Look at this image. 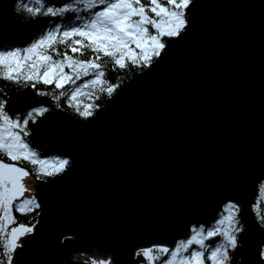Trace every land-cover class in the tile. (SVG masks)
<instances>
[{
	"label": "water",
	"instance_id": "1",
	"mask_svg": "<svg viewBox=\"0 0 264 264\" xmlns=\"http://www.w3.org/2000/svg\"><path fill=\"white\" fill-rule=\"evenodd\" d=\"M18 1L0 0V33L18 22ZM187 19L87 119L48 96H7L20 114L48 108L30 143L69 160L48 180H23L40 207L14 264H139L140 250L173 249L230 202L245 227L241 264L264 263L252 208L264 182V0H193Z\"/></svg>",
	"mask_w": 264,
	"mask_h": 264
},
{
	"label": "snow or ice",
	"instance_id": "2",
	"mask_svg": "<svg viewBox=\"0 0 264 264\" xmlns=\"http://www.w3.org/2000/svg\"><path fill=\"white\" fill-rule=\"evenodd\" d=\"M35 3L37 7L24 5L30 19L41 15L63 18L67 13H76V19L82 22L65 30L56 26L23 49L0 51V79L16 84H31L34 89L38 83L54 85L55 89L72 85L69 91H61L59 95L47 91H39L38 95H53L57 106L60 97L67 96L69 107L87 119L93 115L94 104H84L81 111L79 98L94 95L97 90L110 97L118 87L104 79L101 59L109 58L119 69L127 68L129 63L150 67L153 58L158 59L167 47L164 38H179L187 28V12L193 0H75V3L60 7L46 6L44 0H35ZM96 8L100 10L93 11ZM82 11L89 13L88 18L79 16ZM57 44L65 45L66 50L63 53L57 51ZM68 48L80 55H84L83 50L88 49L95 55L82 60L69 55ZM54 55L61 58L56 59ZM89 75L94 78L77 85L78 80ZM85 89L91 91L86 92ZM47 111L46 107L34 109L21 121L10 117L5 111L4 102L0 101V240L4 241L7 264H12V253L20 246V238L33 230L24 224L9 230V225L16 224L13 207L25 214L40 205L35 197L21 199L27 191L23 180L29 176V172L16 163H6L4 158L26 161L32 165L37 179L42 175L59 174L69 164L67 159H42L25 141V137L30 135L27 130L29 121L35 122ZM261 191L264 192V188ZM223 211L226 214L215 226L207 231L204 227L193 228V235L186 241H179L175 248L149 247L140 250L137 255H142L147 264H155L165 256L168 259L163 260V264H229V250L236 248L237 234L241 230L237 226L239 207L230 202ZM261 220L264 221V215ZM215 237H221L222 242L215 245L206 243ZM193 245L197 247L190 251ZM0 264L3 262L0 261ZM100 264L105 262L101 261Z\"/></svg>",
	"mask_w": 264,
	"mask_h": 264
},
{
	"label": "trees",
	"instance_id": "3",
	"mask_svg": "<svg viewBox=\"0 0 264 264\" xmlns=\"http://www.w3.org/2000/svg\"><path fill=\"white\" fill-rule=\"evenodd\" d=\"M46 6H54V7H60L68 3H75V0H44ZM24 5H27L29 7H37L38 5L35 3V0H19L15 4V11L19 15V20L15 24V26L8 30L4 31L0 34V51H7L12 50L15 48L23 49L25 47H28L33 43L35 40H37L41 35L45 34L48 30H52L56 26H60L62 30H65L68 27L71 26H78L82 20L76 19V13H67L65 16L62 17H46V16H38L35 19H30L29 14L24 11ZM19 6V10H17ZM82 7V5H81ZM102 7V6H101ZM100 8L93 9V11H99ZM79 16L83 19L88 18L89 13L87 11H82L79 13ZM151 30V29H150ZM154 31V30H152ZM167 37L164 38L165 42H167ZM56 50L63 53L66 50L65 45L57 44ZM84 55H80L79 53H72L71 49L68 48L67 52L69 55H73L74 57H77L82 60H87L92 58L95 54L91 52V50L84 49ZM54 58L59 59L61 57H56L54 55ZM156 58H153L152 63L154 62ZM100 63L103 65V71L105 72L104 79L112 85H118V87L115 88V91L112 93L111 96L114 95V93L117 91L119 86L123 84L125 81L131 80L137 73L142 72L145 70L146 66L140 65V66H133L130 63L128 64V67L125 69H119L117 66H115L111 60L107 57H103L100 61ZM151 63V65H152ZM67 71H70V69H67ZM94 77L92 75L84 76L80 80H78L76 83L77 85H82L86 81L93 79ZM73 87L72 85H66L64 89H55L54 85H44L42 83L36 84V88H32L31 84H25L24 82H21L20 84H16L11 81H5L3 79H0V101L4 102V108L5 111L8 113L10 117L13 119L19 118L21 121H23L27 114L34 109L41 108H33L29 111H27L25 114H19L17 113L10 100H8L7 96L13 92V91H29L38 94L39 91H47L49 93H52L53 95H59L61 91H69L70 88ZM86 92H90L91 89H85ZM53 95H48V97L52 100V106L57 107L59 109H62L66 111L67 113H70L73 116H77L79 118L84 117L80 116L78 112L73 107H69L67 100V96L60 97L59 100V106H57V101L53 99ZM110 96V97H111ZM98 97V99H97ZM109 98L107 93H101L98 90L95 92L94 95L91 96H82L79 98L80 102V108L81 111L83 110L84 104H94V108L92 109L93 115L99 111L105 104L106 100ZM92 115V116H93ZM38 118V117H37ZM36 118V119H37ZM33 121H29L27 130L30 132V124ZM25 141L29 144L30 148L37 152V150L31 145L29 137H25ZM38 153V152H37ZM42 159H46L44 156L39 154ZM2 158V157H0ZM53 157H48V159H52ZM58 158V157H57ZM5 162L11 163L16 162L17 164L26 167L30 173L33 175V177L37 178L36 174L32 171V165L28 164L26 161H9L6 158H4ZM68 166V165H67ZM66 166V167H67ZM60 174V173H59ZM58 174L47 176L42 175L40 180H48ZM262 187L259 189V196L257 204L255 205V212L257 219L259 223L264 226V221L261 220V216L264 215V200L261 199L262 197ZM29 198V195L24 194L21 199ZM224 211L222 210L213 225L205 231L209 230L213 226L217 224V221L223 216ZM39 215V208H35L33 211L26 212L25 214H21L16 211L15 206L13 207V216L16 218V224L9 225V230L12 227H17L19 224H24L27 227L33 228L38 220ZM239 220V214L237 216ZM241 230L237 234V246L234 250H229V256L230 261L229 264H241L240 261V245L243 239V236L245 234V227L242 225V223L239 220V224L237 225ZM192 233V230H191ZM222 238L216 237L213 240L206 241V243L210 245H215L217 243H221ZM3 240H0V261L3 262V264H7V258L4 256V247H3ZM197 246H192V248L196 249ZM13 254L12 253V264L13 263ZM207 255V254H206ZM168 257H163L160 261H156L155 264H163V260H167ZM207 264H210V262H207Z\"/></svg>",
	"mask_w": 264,
	"mask_h": 264
},
{
	"label": "rangeland",
	"instance_id": "4",
	"mask_svg": "<svg viewBox=\"0 0 264 264\" xmlns=\"http://www.w3.org/2000/svg\"><path fill=\"white\" fill-rule=\"evenodd\" d=\"M134 47V46H133ZM138 51V50H137ZM65 71H67V69H65ZM58 159H60V158H57V157H53L51 160H58ZM64 159V158H63ZM49 160V159H48ZM18 166V165H17ZM19 167V166H18ZM37 179V178H36ZM24 185H26V183H23ZM26 189H27V191H25V192H28V193H32L34 190H33V188H27L26 187ZM25 194V193H24ZM32 197H34V194H31L30 196H29V198H32ZM262 198H263V200H264V192H262ZM226 213H224L223 215H225ZM222 218V217H221ZM37 223V222H36ZM201 226H197L196 228L197 229H199ZM33 229V228H32ZM191 235H193V233H191V234H189L185 239H183V240H187V239H189L190 237H191ZM72 237V236H71ZM21 244V242H19V245ZM177 245V243L174 245V247L173 248H175V246ZM194 246H196V245H194ZM195 248H192V249H190V251L191 250H194ZM102 261V259H100V262ZM62 263H64V262H62ZM98 264V263H97ZM105 264H108L107 262H105ZM140 264H143V262L142 263H140ZM264 264V263H263Z\"/></svg>",
	"mask_w": 264,
	"mask_h": 264
},
{
	"label": "flooded vegetation",
	"instance_id": "5",
	"mask_svg": "<svg viewBox=\"0 0 264 264\" xmlns=\"http://www.w3.org/2000/svg\"><path fill=\"white\" fill-rule=\"evenodd\" d=\"M260 187L264 188V183ZM215 220L210 224V227L213 225V223L215 222Z\"/></svg>",
	"mask_w": 264,
	"mask_h": 264
},
{
	"label": "bare ground",
	"instance_id": "6",
	"mask_svg": "<svg viewBox=\"0 0 264 264\" xmlns=\"http://www.w3.org/2000/svg\"><path fill=\"white\" fill-rule=\"evenodd\" d=\"M1 33H2V32H1ZM1 33H0V34H1ZM43 104H44V103H43ZM63 235H65V234H63ZM63 235H62V236H63ZM66 235H67V234H66Z\"/></svg>",
	"mask_w": 264,
	"mask_h": 264
}]
</instances>
